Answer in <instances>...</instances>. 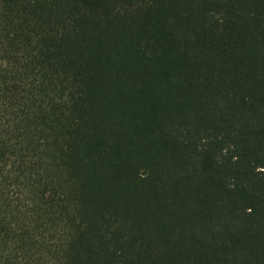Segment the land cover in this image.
<instances>
[{
	"label": "trees",
	"instance_id": "16d2710c",
	"mask_svg": "<svg viewBox=\"0 0 264 264\" xmlns=\"http://www.w3.org/2000/svg\"><path fill=\"white\" fill-rule=\"evenodd\" d=\"M0 264H264V0H0Z\"/></svg>",
	"mask_w": 264,
	"mask_h": 264
}]
</instances>
